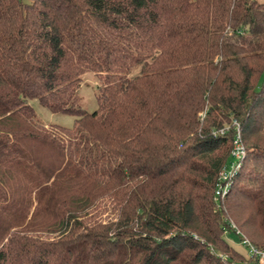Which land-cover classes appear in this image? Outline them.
Returning a JSON list of instances; mask_svg holds the SVG:
<instances>
[{
    "label": "trees",
    "instance_id": "obj_1",
    "mask_svg": "<svg viewBox=\"0 0 264 264\" xmlns=\"http://www.w3.org/2000/svg\"><path fill=\"white\" fill-rule=\"evenodd\" d=\"M244 238L264 248V0H0V264H252Z\"/></svg>",
    "mask_w": 264,
    "mask_h": 264
},
{
    "label": "rangeland",
    "instance_id": "obj_2",
    "mask_svg": "<svg viewBox=\"0 0 264 264\" xmlns=\"http://www.w3.org/2000/svg\"><path fill=\"white\" fill-rule=\"evenodd\" d=\"M97 83L96 77L91 73L83 75V83L79 88V95L81 97V106L91 111L96 108L95 100V86ZM33 107L37 118L45 124H58L62 126H71L74 122V116L66 113H55L50 111L47 107L41 105L37 99L29 100ZM231 171L230 165L227 168ZM227 240L234 246L243 249L239 243V238L235 234H227Z\"/></svg>",
    "mask_w": 264,
    "mask_h": 264
},
{
    "label": "built area",
    "instance_id": "obj_3",
    "mask_svg": "<svg viewBox=\"0 0 264 264\" xmlns=\"http://www.w3.org/2000/svg\"><path fill=\"white\" fill-rule=\"evenodd\" d=\"M244 154L245 150L243 145L239 141L238 135H236L232 141V148L230 150V156L234 159V162L230 164L231 171L227 170L228 167H224L219 173L215 189L216 196L226 193L229 187L228 178L238 166V163L235 162L241 159ZM242 243L245 247L247 256L252 259V264H264V248L255 246L247 238H244Z\"/></svg>",
    "mask_w": 264,
    "mask_h": 264
}]
</instances>
